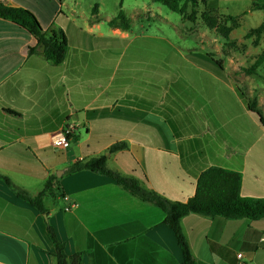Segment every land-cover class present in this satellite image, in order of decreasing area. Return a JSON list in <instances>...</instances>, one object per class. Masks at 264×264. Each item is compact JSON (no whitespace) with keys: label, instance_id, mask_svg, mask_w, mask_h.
Wrapping results in <instances>:
<instances>
[{"label":"crops","instance_id":"1","mask_svg":"<svg viewBox=\"0 0 264 264\" xmlns=\"http://www.w3.org/2000/svg\"><path fill=\"white\" fill-rule=\"evenodd\" d=\"M0 1L29 11L42 31L66 36L64 60L53 64L32 35L0 18V174L35 196L48 176L63 171L55 175L60 195L46 198L44 207L68 255L80 253L81 264L182 261L160 208L107 176L68 172L71 163L116 142L127 146L108 155L107 167L170 201L193 196L198 175L211 166L239 172L243 196L264 197V125L238 92L254 98L264 117V84L255 83L264 80V62L254 74L242 71L264 50L262 38L257 46L243 38L253 28L225 49L197 19L198 42L182 48L132 26H110L116 14L103 18L100 6L84 14L78 0L67 11L68 0ZM224 1H246V9L233 11ZM253 3L264 0H206L205 7L240 16L241 27L260 11L250 9ZM202 27L222 41L204 38ZM66 126L75 143L57 149L53 137ZM12 187L0 178V264H55L46 215ZM181 226L197 264H233L234 253L239 264H264V217L188 214Z\"/></svg>","mask_w":264,"mask_h":264},{"label":"trees","instance_id":"2","mask_svg":"<svg viewBox=\"0 0 264 264\" xmlns=\"http://www.w3.org/2000/svg\"><path fill=\"white\" fill-rule=\"evenodd\" d=\"M166 6L169 10L186 17L191 23L199 19L207 29L212 30L224 40V48L237 46V40L233 38L232 32L240 26V16L217 15L206 9L199 11V6L205 5L206 0H152ZM120 9L115 17L108 22V25H117L122 30L131 28L130 18ZM95 4L92 10L97 8ZM251 10L264 12V3H253ZM0 18L9 20L26 30L36 40V47L42 48V55L53 64H60L67 51V40L61 29L44 32L40 29L33 15L24 8L14 7L0 1ZM264 33L263 22L249 30L244 39L252 41L257 46ZM35 48H28L33 51ZM264 62V50L256 56L248 68H242L246 74H254L256 69ZM248 109L255 113L260 122L264 125V117L257 108L256 100L248 98L244 92L238 90ZM75 138V137H74ZM125 142L111 144L103 154L93 156L85 160H78L71 163L67 170L69 173L88 171L104 175L114 180L123 189L138 199L152 203L164 213V224L173 232L176 243L181 251L182 261L180 264H197L190 250L188 240L181 226V220L188 214H197L203 217L212 218L220 216L225 219L246 218L249 220L264 217V197L243 196L241 194L242 176L239 172L229 168L211 166L205 168L197 177L196 187L193 196L187 201H170L152 190L145 189L138 180L130 176H123L110 170L107 165L108 155L126 148ZM0 178L12 187L10 180L0 174ZM16 195L27 201L39 212L46 215V229L52 241L54 251L52 256L55 264H81V254L68 255L65 252V245L56 235L54 228L48 222L47 210L44 207L46 198H54L60 195L59 179L55 174L48 176L39 193L35 196L12 187Z\"/></svg>","mask_w":264,"mask_h":264},{"label":"rangeland","instance_id":"3","mask_svg":"<svg viewBox=\"0 0 264 264\" xmlns=\"http://www.w3.org/2000/svg\"><path fill=\"white\" fill-rule=\"evenodd\" d=\"M73 2L74 0H68V7L66 5L63 9L67 11L73 6ZM78 2V6L76 8L84 14H89L93 6L97 4L101 7L100 12L103 18L109 14H116L120 9L121 2V9L124 11L126 16L132 14L130 22L135 33H146L153 37L164 38L174 44H180L182 48H187L188 45L198 42L197 37L202 33V31L198 30V26L196 24L193 25V23L188 21L186 17H183L182 15L169 10L166 6L153 2L152 0H78ZM224 4L229 5V9L233 11H242L243 9H246V6H244L246 1H241L237 4L235 2L224 1ZM202 9H206L205 5L199 6V10ZM261 14L262 13L260 11H255L254 15L246 16L241 22L242 26L234 31L232 35L233 38L237 39L239 34H241L244 29L247 30L257 27L262 19ZM200 24L202 23L200 22ZM107 27L108 25L106 24L102 26L103 29H107ZM202 30L206 32L204 38L212 39L218 37L217 35H214L213 32L206 31L204 27H202ZM197 33L198 35L196 36ZM218 39L222 41L221 38L218 37ZM259 48L264 49V33L262 35V41ZM166 50H169V48H166ZM204 50L212 51L213 48L211 45L205 44ZM255 83L262 86L264 84V80L256 78ZM74 143L75 142L73 141L69 144L72 147ZM57 171L61 170H56L55 175ZM230 262L233 264H239L236 262L235 253L230 256Z\"/></svg>","mask_w":264,"mask_h":264},{"label":"built area","instance_id":"4","mask_svg":"<svg viewBox=\"0 0 264 264\" xmlns=\"http://www.w3.org/2000/svg\"><path fill=\"white\" fill-rule=\"evenodd\" d=\"M70 133H71V128L69 126L62 128V130L53 137L52 145L57 149H66L70 143L69 142ZM72 206H74V204L71 206H67L65 210H69ZM237 258L241 260L242 255L237 254ZM240 264H247V263L241 260Z\"/></svg>","mask_w":264,"mask_h":264},{"label":"water","instance_id":"5","mask_svg":"<svg viewBox=\"0 0 264 264\" xmlns=\"http://www.w3.org/2000/svg\"><path fill=\"white\" fill-rule=\"evenodd\" d=\"M62 172H63L62 170H61V171H57V172H56V176H57V177H60V175L62 174Z\"/></svg>","mask_w":264,"mask_h":264}]
</instances>
